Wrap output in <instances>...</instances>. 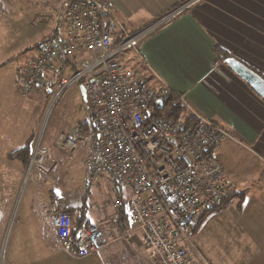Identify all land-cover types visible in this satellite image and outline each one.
<instances>
[{
	"label": "built area",
	"instance_id": "2783aa9c",
	"mask_svg": "<svg viewBox=\"0 0 264 264\" xmlns=\"http://www.w3.org/2000/svg\"><path fill=\"white\" fill-rule=\"evenodd\" d=\"M31 1L50 14L31 25L50 20L53 28L23 71L18 94L26 100L56 89L52 111L70 87L80 83L85 88L90 114L80 127L85 134L78 142L60 136L56 146L69 154L88 148V182L106 177L114 195L99 207L105 212L100 222L76 234L71 215L52 214L61 249L83 259L101 252L111 240L135 234L150 264H208L193 235L204 216L236 191L214 157L221 143L236 140L195 113L155 72L151 70L150 83L129 61L130 55L141 59L148 37L201 0H189L136 32L118 21L107 0ZM58 71L70 75L58 77ZM171 92L179 95L183 107L184 116L178 119L154 112ZM48 153L39 139L26 177L35 168L43 177L59 173L54 159L45 164Z\"/></svg>",
	"mask_w": 264,
	"mask_h": 264
},
{
	"label": "crops",
	"instance_id": "0c3cea01",
	"mask_svg": "<svg viewBox=\"0 0 264 264\" xmlns=\"http://www.w3.org/2000/svg\"><path fill=\"white\" fill-rule=\"evenodd\" d=\"M107 1L118 21L128 31L136 32L189 0ZM217 50L228 58L227 62ZM131 59L139 64L133 68L146 78L151 77V70L155 72L184 96L195 113L227 130L236 140L223 142L214 151L226 177L235 185L234 201L227 209L204 219L193 235L195 246L208 264H264V99L229 65L231 61L239 62L264 80V0H204L148 37L142 44V58L130 55ZM216 62L219 65L214 67ZM29 63L15 79L0 78V146L5 148L0 158L4 157L10 166H0V174L3 169H20L10 156L34 136L30 128L23 130L32 122L17 117L18 98L36 101L42 95L37 93L25 100L18 94L20 77ZM2 66L4 62L0 63ZM83 125L59 133L56 150L60 136L78 142L85 134L80 129ZM85 149L87 160L88 148L75 154L59 151L74 158ZM85 170L88 182L86 167ZM98 181L109 182L106 177ZM56 198L53 195V202ZM76 204L44 205L45 212L30 211L19 222L17 219L15 246L23 248L9 264H116L121 254L122 264H150L147 251L135 234L110 239L101 252L83 259L61 249L51 216L57 210L79 208ZM3 206L0 199V242L11 215L9 208L3 212ZM77 214L71 215L73 220ZM104 215L99 210L94 219L88 217L91 225L98 224ZM127 250L133 256L125 261Z\"/></svg>",
	"mask_w": 264,
	"mask_h": 264
},
{
	"label": "rangeland",
	"instance_id": "374dc122",
	"mask_svg": "<svg viewBox=\"0 0 264 264\" xmlns=\"http://www.w3.org/2000/svg\"><path fill=\"white\" fill-rule=\"evenodd\" d=\"M0 5L2 7L0 10V63L4 62V66L0 68V78L13 80L19 72H22L27 63L35 58L37 46L49 36L53 25L49 20L35 26L31 25L33 20L39 18L37 17L39 14L50 16L46 10L34 2L32 3L31 0H1ZM130 65L136 68L139 64L136 59H131ZM69 75V73L62 75L58 71V77ZM147 78L151 83V77ZM80 87V83L70 87L57 101L52 111L51 105L56 89L48 96L42 93L36 101L17 99V117L25 119L28 123L32 122L31 127L23 128V130L30 128L31 131H34V136L29 139L28 143L33 148L37 141L42 139L43 146H46L49 151L45 164L49 165L54 159L59 164L60 171L57 174L43 177L35 168L32 174L26 177V165L15 159L13 161L18 164L19 170L5 171L3 169V173L1 171L0 199L4 204L2 209L4 212L9 208L11 215L0 242V264L12 263L11 259H14L22 250V246H15L16 229L14 224L17 219L19 222L22 216L29 215L30 211L45 212L44 207L52 203L57 206L61 202L70 204L76 202L79 207L86 205L88 217L94 219L95 216H98L99 207L114 198L111 183L108 181L101 184L99 179L86 182L87 173L84 165L86 149L76 157L69 158L63 156L55 148V140L59 133H63L71 127L77 128L90 119ZM4 149L1 145L0 155L3 154ZM3 158H0V166L2 168L10 167L8 161ZM15 172L16 174H14ZM53 195L57 196V200L54 202ZM85 196L86 199H84ZM4 201L7 203L5 204ZM40 214L42 215V213ZM119 256H117L116 264H122V254ZM129 256L133 255L130 250H127L125 261ZM16 258L18 257L16 256Z\"/></svg>",
	"mask_w": 264,
	"mask_h": 264
},
{
	"label": "trees",
	"instance_id": "16d2710c",
	"mask_svg": "<svg viewBox=\"0 0 264 264\" xmlns=\"http://www.w3.org/2000/svg\"><path fill=\"white\" fill-rule=\"evenodd\" d=\"M0 3H1V0H0ZM1 8L2 7L0 5V10ZM217 54H219L218 50H217ZM224 56L225 55L219 54V57L221 58L223 57L222 59L225 62H227L228 58ZM154 112L156 113L157 116L166 117V118L178 119L184 116V111L180 103L179 95H177L176 93H172V92L167 98L164 99V101L162 102V105L159 104L155 107ZM31 154H32V147H31V144L28 143L23 149L17 151L16 153H13L10 156V159L22 161V163H24L27 168L30 158H31ZM234 198H235V193L229 195L218 207H216L211 212H209L207 215H205L202 222L208 215H211L213 213L220 212V211L227 209L233 203ZM84 199H86V196ZM64 212L69 215L78 213L77 218L73 220V233L74 234L78 233L80 230L86 229L92 224L87 216V206L86 205L80 206L79 208H66ZM124 219H125V216H124Z\"/></svg>",
	"mask_w": 264,
	"mask_h": 264
},
{
	"label": "water",
	"instance_id": "95a60500",
	"mask_svg": "<svg viewBox=\"0 0 264 264\" xmlns=\"http://www.w3.org/2000/svg\"><path fill=\"white\" fill-rule=\"evenodd\" d=\"M229 65L237 75H239L262 99H264V80L261 77L251 72L239 62L231 61ZM80 90L84 101H86L85 88L81 86ZM160 105H162L161 102Z\"/></svg>",
	"mask_w": 264,
	"mask_h": 264
},
{
	"label": "bare ground",
	"instance_id": "6f19581e",
	"mask_svg": "<svg viewBox=\"0 0 264 264\" xmlns=\"http://www.w3.org/2000/svg\"><path fill=\"white\" fill-rule=\"evenodd\" d=\"M175 9H176V8H175ZM175 9H174V10H175ZM172 11H173V10H172ZM183 14H184V13H183ZM183 14H182V15H183ZM182 15H180V16H182ZM163 16H164V15H163ZM180 16H179V17H180ZM161 17H162V16H161Z\"/></svg>",
	"mask_w": 264,
	"mask_h": 264
}]
</instances>
